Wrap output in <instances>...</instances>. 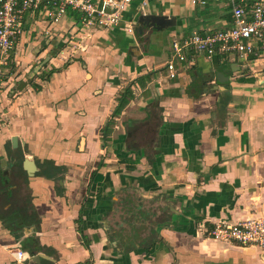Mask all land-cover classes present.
Wrapping results in <instances>:
<instances>
[{"label": "crops", "instance_id": "obj_1", "mask_svg": "<svg viewBox=\"0 0 264 264\" xmlns=\"http://www.w3.org/2000/svg\"><path fill=\"white\" fill-rule=\"evenodd\" d=\"M142 16L174 23L97 31L68 58L77 15L50 40L25 15L0 83V264H264V250L207 235L264 215V53L189 51L170 78L172 41L229 27L230 7L151 0L126 13Z\"/></svg>", "mask_w": 264, "mask_h": 264}, {"label": "built area", "instance_id": "obj_2", "mask_svg": "<svg viewBox=\"0 0 264 264\" xmlns=\"http://www.w3.org/2000/svg\"><path fill=\"white\" fill-rule=\"evenodd\" d=\"M195 5H205L207 0H191ZM230 7V26L206 33L193 32L172 41L173 58L167 63L170 78L177 75V62L186 60L187 52L212 57L217 53L231 54L242 61L260 57L264 53V0H216ZM151 0H0V83L8 65L10 52L23 34V21L27 13L39 14L46 27L44 39L57 35L56 27L69 11L78 18V26L70 27L60 53L73 58L86 50V40L97 31L123 25L133 33L135 25L126 19V13L135 4L144 9ZM56 31V32H55ZM212 239L236 242L264 250V215L237 222L218 221L207 231ZM18 261L26 252L14 248Z\"/></svg>", "mask_w": 264, "mask_h": 264}, {"label": "water", "instance_id": "obj_3", "mask_svg": "<svg viewBox=\"0 0 264 264\" xmlns=\"http://www.w3.org/2000/svg\"><path fill=\"white\" fill-rule=\"evenodd\" d=\"M150 20H153L156 23L161 24L162 27L169 26L172 23H174V22H172L170 20H167V18H164V17L163 18L162 17H154V18H152V16H142V17H140V19L137 21V23L135 25L136 31H138L140 24H145L146 21H150ZM24 166H25V169H29L30 170V169H32L30 166H33V165H32L31 161L26 160ZM28 167H30V168H28ZM5 174H6V172H5Z\"/></svg>", "mask_w": 264, "mask_h": 264}, {"label": "trees", "instance_id": "obj_4", "mask_svg": "<svg viewBox=\"0 0 264 264\" xmlns=\"http://www.w3.org/2000/svg\"><path fill=\"white\" fill-rule=\"evenodd\" d=\"M129 97H131L130 88L126 89L124 93L121 95L119 99V105L116 111L114 112V115H118L120 113L121 109L128 103ZM111 124H112L111 121L108 122V124L103 129V136L105 139H107L108 135H110V132H111L110 125Z\"/></svg>", "mask_w": 264, "mask_h": 264}]
</instances>
